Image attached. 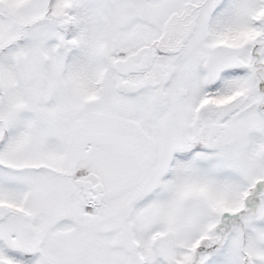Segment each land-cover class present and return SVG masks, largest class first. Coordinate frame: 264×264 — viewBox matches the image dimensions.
<instances>
[{
  "label": "snow or ice",
  "instance_id": "6c2138e0",
  "mask_svg": "<svg viewBox=\"0 0 264 264\" xmlns=\"http://www.w3.org/2000/svg\"><path fill=\"white\" fill-rule=\"evenodd\" d=\"M0 264H264V0H0Z\"/></svg>",
  "mask_w": 264,
  "mask_h": 264
}]
</instances>
